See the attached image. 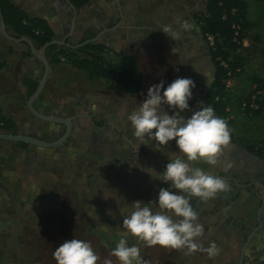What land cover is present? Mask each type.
<instances>
[{"label": "crops", "instance_id": "1", "mask_svg": "<svg viewBox=\"0 0 264 264\" xmlns=\"http://www.w3.org/2000/svg\"><path fill=\"white\" fill-rule=\"evenodd\" d=\"M10 2L29 17L47 21L53 31L49 45L55 49L50 52L49 45L41 47L28 37H16L5 24L0 25V64L4 63L0 69V115L17 130L16 134L4 130L0 133L54 143L68 130L59 144L27 143V151H20L14 143L8 145V140L0 139V181L6 183L11 199L0 206V213L4 215H0V242L11 241L12 248L15 250L16 246L18 252L24 246L21 234L30 231L31 212H43L41 192H51L50 188L56 187L57 192H135L137 188L147 189L148 182L154 192H159L160 186L170 185L155 178L162 162L151 153L140 157L147 145L140 144L126 126L127 116L138 107L135 102L143 90V79L140 91L134 95L121 89L110 91L104 81L89 79L85 71L65 62L54 64L51 59L62 49H76L91 43L137 61V55L157 35L158 23L174 18L175 14H168L167 10H175L176 5L175 0H88L80 8L70 0ZM42 78L39 94L34 98L33 94L28 96L29 85L38 84ZM112 95L116 97L110 99ZM126 101H130L132 108ZM195 162L201 168L202 161ZM112 182H117L120 189H110ZM218 193L230 197L237 194ZM0 201H3L1 197ZM31 207L35 210L31 211ZM221 212L206 220L208 228L212 229L213 222L216 232L231 230L233 235L237 231L234 219L243 218L242 214L222 216ZM248 244L249 240L243 250Z\"/></svg>", "mask_w": 264, "mask_h": 264}, {"label": "rangeland", "instance_id": "2", "mask_svg": "<svg viewBox=\"0 0 264 264\" xmlns=\"http://www.w3.org/2000/svg\"><path fill=\"white\" fill-rule=\"evenodd\" d=\"M245 1L248 4V15L250 19H256L259 12L264 11V0ZM184 3V0H175L177 13L182 14V5ZM194 5L192 4V6ZM262 25L257 30V40L255 39L256 36L252 34L248 39L243 41V47H248L249 49L243 52L240 72L233 74L231 77L230 92L245 95L253 87L251 82H258V80H260V85L264 87V23ZM206 42L208 48L213 46V37L211 40L206 39ZM155 50L154 43L151 42L145 50H142L137 55V62L143 74V90L137 96L135 102L138 106L145 99L148 88L156 84ZM112 97H116V95H112L110 99ZM126 103L131 107L130 101H126ZM226 117L229 120L228 128L232 140L235 139L240 142L255 144L259 141H264V115L254 117L243 115L236 111L231 112ZM125 122L127 123L126 126H129V129L133 133L130 122L128 120ZM145 143L147 147L141 152L140 157L145 158L151 153L150 155L154 154V157L159 158V161L162 162V165L159 167V173L164 171L168 159L171 158V153L179 152L175 140L169 141L165 146L158 147H155L156 141H146ZM231 147L233 146L228 145V147H225L223 154L229 151L227 149H231ZM239 164L245 167L247 160L243 156H240ZM217 165H209L207 169L202 166L201 169L215 175L218 170ZM168 183L170 184L171 182ZM131 184L134 185V183ZM141 184L143 185V183ZM169 186L167 188L163 185L160 188L169 189ZM229 186L227 192H235L234 187ZM145 187L147 189L137 188L135 192L133 190H127L126 192H98L101 199L99 202H95V204L90 192H57L56 187L50 188L51 192H41L43 194L41 197L43 201L41 204H44L41 207L43 212L35 210L33 207L30 208L31 211L35 210L36 213L31 212L32 218H30V227H28L30 231L21 234L24 246L17 252L16 246L15 250L12 248L11 241H1L0 264H19L20 260L24 261L23 264H56V261L53 259L55 248L63 241L72 238L91 243L93 250L100 257L97 264H104L106 259L111 260L112 264H119V261L110 255V252L120 238L121 233L125 231L122 228L124 215L131 210V204L137 200L144 203L149 201L156 202L158 192H154L153 185L151 186L146 182ZM258 188L262 191L259 193L264 197V189L259 184ZM110 189L117 191L120 189V186H118L117 182H112L110 183ZM177 191L173 189V192ZM234 195L232 197L223 196V201L219 204L221 206L219 208L220 210L218 209L219 212L222 211L220 214L223 216L227 213L235 214L236 212H240L246 221L253 219L258 202L253 197L252 190L243 189L238 193L236 198H234ZM50 204L55 207H45ZM0 206H2V201H0ZM38 208L40 209V207H36V209ZM218 211H215V213L218 214ZM0 215L4 216L2 213ZM202 219L203 216L200 215L198 221ZM210 226L212 229L204 225V234L197 239L205 248L208 247L210 242L214 241L216 243L219 248V253L213 258H209L205 252L198 251L189 255L185 250H174L158 245L152 247L147 246L145 253H142L141 257L147 264H236L241 245L230 238L232 231L216 232L217 230L215 231L213 229L215 228L213 222L210 223ZM137 242L139 241L135 237H128L129 246L136 243L140 247V250L141 248L144 249V246H141L140 242ZM13 252L15 255H13Z\"/></svg>", "mask_w": 264, "mask_h": 264}, {"label": "clouds", "instance_id": "3", "mask_svg": "<svg viewBox=\"0 0 264 264\" xmlns=\"http://www.w3.org/2000/svg\"><path fill=\"white\" fill-rule=\"evenodd\" d=\"M177 23L183 30L192 27L179 18ZM161 32L173 41L181 38V31L174 30L171 24L163 25ZM194 87L190 78H176L166 88L161 81L148 88L145 99L127 116L140 144L156 141L155 147H158L175 140L179 152L171 153L164 171L155 177L165 183L171 182L170 188H160L155 203L133 202L131 210L124 215L122 228L125 231L110 252L119 264H147L141 257L140 247L129 246V236L148 247L158 245L185 250L189 255L200 251L213 258L219 253L214 241L205 248L197 239L203 236L204 228L197 223L198 214L190 201L193 198L213 199L218 192H227L230 186L221 177L194 167L191 162L202 161L216 166L230 143L231 134L227 122L218 117L211 106L202 107L190 118L182 115L189 109L188 101ZM165 105L173 110L171 115L165 111ZM53 259L56 264H97L100 257L90 242L72 238L55 248ZM104 264H112V261L106 259Z\"/></svg>", "mask_w": 264, "mask_h": 264}, {"label": "trees", "instance_id": "4", "mask_svg": "<svg viewBox=\"0 0 264 264\" xmlns=\"http://www.w3.org/2000/svg\"><path fill=\"white\" fill-rule=\"evenodd\" d=\"M70 2L76 8H80L88 0H70ZM0 13L4 24L13 31L16 37H28L41 47L52 41L53 31L47 21L29 17L10 0H0ZM196 19L204 38L212 36L214 39V44L209 47V51L216 71L214 82L209 90L207 106H211L215 114L229 125L227 115L231 112H240L241 103L248 101L256 90L264 93L260 80L252 81V85H256V90L251 89L245 95L227 91L224 87L227 73L233 75L240 72L242 68L243 52L249 49L243 47V41L252 34L256 36V40L258 39L256 33L264 23V11L259 12L258 17L252 20L248 15V4L245 0H207L205 10L198 13ZM47 48L52 52L55 46L49 45ZM104 50L106 48L103 45L87 43L76 49H62L54 53L51 62L54 64L65 62L75 69L85 71L89 79L104 81L107 90L121 89L130 95L138 93L142 86L143 75L137 61L126 55L115 54L116 61L113 62L102 55ZM3 66L4 63H1L0 69ZM37 85L36 82L29 85L28 96L34 93ZM227 108L230 109L226 111ZM260 115H264L262 108L253 112L251 116ZM0 130L12 132V134H16L17 131L15 125L1 115ZM230 141L264 160V141L256 144L240 142L232 138ZM12 143L20 151H27V143L9 141L6 144L12 145ZM1 188L7 191V185L3 181H0ZM140 245L144 246L140 254L145 253L147 246L143 242H140ZM23 263L24 261H19V264Z\"/></svg>", "mask_w": 264, "mask_h": 264}, {"label": "flooded vegetation", "instance_id": "5", "mask_svg": "<svg viewBox=\"0 0 264 264\" xmlns=\"http://www.w3.org/2000/svg\"><path fill=\"white\" fill-rule=\"evenodd\" d=\"M184 2L186 4L182 5L183 13L185 12L183 17L177 16L176 9H168V14L173 12L175 16L172 20L165 19L164 22L160 21L158 23L157 35H155L152 42L156 49L154 53L156 55V84L163 81L166 88L176 78H190L194 81L195 87L192 89V97L188 101L189 109L182 113L185 118H190L195 111L207 106L208 94L215 79L216 69L207 47L206 39L200 31L196 19L197 12L202 13L206 8L207 2L206 0H184ZM192 4L195 5L192 6ZM177 18L181 21H188L192 25L191 29H180ZM167 24H171L174 30L179 29L181 31L179 40L173 41L161 32L162 26ZM164 109L169 115L172 114L173 110L168 109L166 105ZM229 145L233 147L227 149L229 151L220 157L215 176L221 177L234 187V191L237 192L234 198L237 197L241 190L251 189L253 197L258 202L253 219L247 220L249 225L242 217L234 219L237 223V231L230 238L241 245L236 264H240V261L241 264H264V197L259 193L262 191L258 188L259 184L264 189V160L248 153L237 143L231 142ZM240 156L247 160L245 167L239 164ZM191 163L194 167L200 166L199 162ZM201 165L205 169L209 166L205 162H202ZM226 165H230V167L226 168ZM0 191L2 202H7L10 199V193L2 188ZM91 194L94 198V204L99 202L101 199L99 193L91 192ZM222 199L223 196L219 195V193L213 199L207 201L193 198L191 203L194 210L197 212L198 217L200 215L203 216V219L197 222L202 226L208 227L206 220L212 217L215 211H218L221 207L219 204L222 203ZM209 207L214 212L213 214L209 211ZM248 239L249 244L243 250L244 244Z\"/></svg>", "mask_w": 264, "mask_h": 264}, {"label": "built area", "instance_id": "6", "mask_svg": "<svg viewBox=\"0 0 264 264\" xmlns=\"http://www.w3.org/2000/svg\"><path fill=\"white\" fill-rule=\"evenodd\" d=\"M206 39L211 40L212 36H207ZM102 55L110 61H116L115 54L109 52L108 50H104L102 52ZM231 77L232 75L230 73H227V78L224 81V87L227 91H229L231 88ZM252 90H256V85H253ZM261 108L264 109V93L262 91L256 90L248 101H244L241 103L239 110L241 114L251 116L253 112ZM228 110L229 109L227 108L226 111Z\"/></svg>", "mask_w": 264, "mask_h": 264}, {"label": "water", "instance_id": "7", "mask_svg": "<svg viewBox=\"0 0 264 264\" xmlns=\"http://www.w3.org/2000/svg\"><path fill=\"white\" fill-rule=\"evenodd\" d=\"M207 2V0H206ZM0 25L2 27H4V22H3V19H2V16H1V13H0ZM50 43H47L45 44L44 46H48ZM45 67L48 68V63L45 61ZM47 70V69H46ZM43 82H44V78H42L39 82H38V86L35 90V92L33 93L32 95V98L36 97L41 88H42V85H43ZM68 123V121L66 122ZM68 134V130H67V133L63 136V138H61L58 142H54V143H47V142H43L39 139H36V138H32V137H28V136H21V135H11V134H4V133H0V139H4V140H8V141H22V142H25V143H31V144H34V145H39V146H54V145H57L60 143V141H62ZM229 145V144H228ZM227 145V146H228ZM250 239V238H249ZM248 239V240H249ZM242 257V255H241ZM240 264H241V261H240Z\"/></svg>", "mask_w": 264, "mask_h": 264}]
</instances>
